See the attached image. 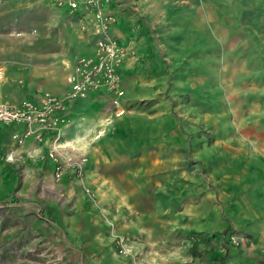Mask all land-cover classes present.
Masks as SVG:
<instances>
[{"label": "rangeland", "instance_id": "obj_1", "mask_svg": "<svg viewBox=\"0 0 264 264\" xmlns=\"http://www.w3.org/2000/svg\"><path fill=\"white\" fill-rule=\"evenodd\" d=\"M59 1L62 0H0V65L6 71L0 102L11 100L8 85L14 80L20 90L28 88L32 79L34 86L41 89V68L47 64V56L53 53L65 57L70 49L67 41L71 31L65 23L76 10H68V17L66 13L62 15L59 10L66 6H59ZM177 1L179 4L180 0ZM192 1L204 6L209 0ZM215 4L205 8L204 50L198 43L188 42L192 52L176 71L163 76L166 80L162 82L168 84L130 85L128 90L142 98L129 99L123 106V90L119 104L109 99L102 116L91 122L92 127L79 121L85 117L70 118L66 112L60 136L52 133L48 148L40 147L36 154L29 153V144L22 147L4 138L5 145L0 150V264H159V260L173 256L181 258L179 264H223L220 258L227 245L230 247L227 264H264V250L254 241L249 224L239 218L228 221L229 231L221 236L178 230L167 232L163 247L144 248L139 240L143 238L123 229L120 200L123 189L128 190L129 186L121 184L122 167L108 165L112 160L120 162L123 156L129 157L136 162L129 170L131 179L140 177L144 182L161 176L168 179L169 170L152 165L174 158L179 161L177 171L193 174L194 178H212L221 166V162H215L217 156H222L230 167L218 171V177L230 176L235 171L233 145L242 139L243 132L260 126V120L251 118L264 114V52L251 50L245 39L235 48L238 40L234 38L232 4ZM209 13L213 15L211 19ZM168 27L171 32L175 29L174 25ZM173 38H164L162 42L174 44ZM129 50L133 52L131 58H136V49ZM202 60L204 73L184 68L186 61L198 64ZM202 76L205 84L200 83ZM25 94L21 92L22 97ZM164 109L171 112L170 121H165L164 126L161 123L162 128L178 132V144L172 153L167 151L162 159L155 158L156 152L151 148L135 158L122 153V142L129 149L125 141L140 140V136L135 133L134 138L125 137L117 119L129 113L136 118H150ZM76 136L91 151L80 150L79 144H68ZM45 141L36 142L43 145ZM114 145H119L116 152ZM52 152L66 168L60 179L51 163L55 167ZM95 154L103 164L87 169ZM83 159L79 175L77 163ZM165 171L167 175H163ZM224 186L227 198L241 192L228 183ZM111 194L116 196L115 202L108 201ZM207 238L211 247L205 245ZM94 241L100 244L91 243ZM106 242L109 246L103 245Z\"/></svg>", "mask_w": 264, "mask_h": 264}, {"label": "crops", "instance_id": "obj_2", "mask_svg": "<svg viewBox=\"0 0 264 264\" xmlns=\"http://www.w3.org/2000/svg\"><path fill=\"white\" fill-rule=\"evenodd\" d=\"M83 1H79L80 7L65 23L67 29L71 31L70 40L67 41L70 49L65 53V57L52 53L46 58L48 65H42L41 89L34 86L35 80L32 79L27 84L26 90H20V87L15 85L14 77L12 84L8 85V96L11 100L5 102L19 104L25 99H35L42 92H51L64 97L69 91L71 85L68 78L73 72L76 60L82 56L94 55L96 48L97 36L91 25V16L81 6ZM177 2V0H111L106 8L107 13L116 17V22L110 29L111 36L128 49L135 48L137 53L136 58H127L120 68L122 88L125 92L122 98L123 106L127 105L129 99L142 98L138 97L137 92L128 90L130 85L168 84L166 81L162 82V79L166 80L163 76L176 71L182 65L183 59L192 52L188 42L198 43L201 50H204L205 8L210 5L215 7L216 2L232 4L234 38L238 40L235 48L240 47L242 44L239 42L245 39L249 41L251 50L264 52V0H209L204 6L196 5L192 0H180L179 4ZM65 6L59 12L62 15L66 13L68 17L70 8L68 5ZM212 17L213 15L209 13L208 19ZM82 24L87 25L86 30L81 28ZM171 25L175 26L172 32L168 31L170 29L168 26ZM167 37H175L173 38L174 44L164 45L162 41ZM184 68L196 69L204 73L205 62L202 60L194 64L186 61ZM203 76L201 84H205ZM28 79L30 80V77ZM246 81L239 83L245 84ZM173 84L180 83L174 82ZM23 91L26 93L25 97L21 95ZM109 99H111L110 94L103 90L92 92L86 98L69 102L64 115L68 112L70 118L85 117L79 121L92 127L91 122L95 117L102 116L101 111ZM156 112L150 118H136L129 113L117 119L118 126L122 127L125 137L133 135L134 138L135 133L140 136V140L137 138L136 141H125L129 149L122 142V153H129L131 158H135L140 156L142 151L151 148L156 152L155 158L162 159L166 157L167 151L171 154L172 150L177 147L178 132L171 131L170 128H162L165 121H170L168 114L171 110L164 109ZM258 116L259 118L254 116L251 119L256 122L260 120V126L243 132L242 139L236 140L233 145L235 171L230 172V176L225 174L218 177V171L230 168L222 156H217L215 159V162H221L217 173L206 180L202 177L194 178L193 174L179 173L177 171L179 161L176 158L166 162L161 160L160 163L156 162L152 165L153 168L157 167L159 170H169V176L168 179L161 176L150 182L140 181V177L135 178L137 180L131 179L129 170L135 167L136 162L129 157L123 156L120 162H115V160L109 162L110 168L121 165L123 170V183L121 184L129 186L128 190L123 189L120 200L124 211L122 219L124 232L133 236L139 235L143 238L139 239L143 247L153 250L163 247L161 244L164 243L167 232L178 230L189 234L212 232L221 236L229 231L227 222L232 218H239L249 224L254 241L259 249L264 250V114ZM96 127L95 125L91 129V134ZM26 129L24 124H0V150L5 145L4 138L10 139L15 145L18 143L15 136L22 135ZM52 133H45L46 141L43 145L37 143L35 136L32 135L24 139L22 147L29 144L27 148L29 153L36 154L41 151L42 147L48 148ZM146 143L147 148H145ZM68 144H79L82 146L80 150L91 151L88 144L79 136L70 140ZM114 146H117L113 147L114 152L118 151L119 145ZM142 148L145 149L142 150ZM100 158L98 154L92 156L87 169L89 167L100 168L103 164ZM51 163L54 168L52 161ZM97 175L98 173L96 174L98 178ZM163 175H167L166 171ZM230 177L234 178L229 181L225 179ZM212 180L214 183L210 184ZM135 183L138 185L134 186ZM226 183L231 188L237 190L240 188V194L233 193L231 198H227L224 192ZM199 186L202 188L200 189ZM108 201L115 202L116 196L111 194ZM205 241V245L212 246L210 238ZM91 243L96 246L100 244L95 241ZM103 245L109 246V243L106 242ZM229 251L230 247L227 245L225 254L220 258L223 264H227ZM180 260V257L173 256L159 260V264H179Z\"/></svg>", "mask_w": 264, "mask_h": 264}, {"label": "built area", "instance_id": "obj_3", "mask_svg": "<svg viewBox=\"0 0 264 264\" xmlns=\"http://www.w3.org/2000/svg\"><path fill=\"white\" fill-rule=\"evenodd\" d=\"M111 0H84L82 7L91 16V25L97 36L95 54L82 56L76 60L68 81L71 85L64 97L51 92H42L35 99H25L19 104L0 102V124H24L27 129L20 136H15L22 144L24 139L34 135L37 142L45 141V133H57L60 136L67 104L77 99L86 98L90 93L103 90L110 94L114 104H119L124 92L120 68L132 53L110 35L111 26L116 22L115 15L106 12ZM59 6L68 5L71 12L77 10V0H62ZM87 29V25H82ZM6 71L0 65V90ZM55 175L60 179L66 168L54 157ZM84 159L77 163V172L81 175ZM126 253V250L122 251Z\"/></svg>", "mask_w": 264, "mask_h": 264}]
</instances>
